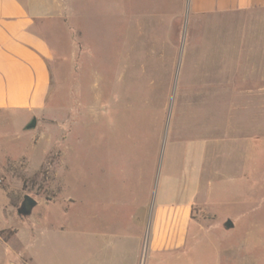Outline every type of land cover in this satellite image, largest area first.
Here are the masks:
<instances>
[{
	"label": "rangeland",
	"instance_id": "374dc122",
	"mask_svg": "<svg viewBox=\"0 0 264 264\" xmlns=\"http://www.w3.org/2000/svg\"><path fill=\"white\" fill-rule=\"evenodd\" d=\"M175 6L67 0L45 112L28 131L0 114V264H78V237L125 230L157 165L155 188L202 170L179 264H264V7Z\"/></svg>",
	"mask_w": 264,
	"mask_h": 264
},
{
	"label": "crops",
	"instance_id": "0c3cea01",
	"mask_svg": "<svg viewBox=\"0 0 264 264\" xmlns=\"http://www.w3.org/2000/svg\"><path fill=\"white\" fill-rule=\"evenodd\" d=\"M172 2L176 5L173 11L183 10L188 15L264 7V0ZM66 4L67 0H0V114L14 112L31 119L45 112L52 85L50 65L57 56L49 40H58L57 27L63 23ZM163 10L155 14L161 23ZM189 149L191 156L199 161L205 145L189 144ZM157 168L158 165L148 177L143 192L131 193L126 203L128 216L115 221L125 230L112 235L82 233L78 237L83 242L76 251L78 264H179L189 253L185 247L196 203L192 195L199 190L202 170L186 174L183 179L166 175L155 188L152 178ZM188 194H192L191 198ZM41 226L42 223H34L32 231L36 233ZM194 238L197 240L196 235ZM38 239L44 244L47 238L31 234L30 242L35 244ZM0 242L4 244L2 239ZM16 254L19 256L18 251ZM28 256L35 264L31 255Z\"/></svg>",
	"mask_w": 264,
	"mask_h": 264
},
{
	"label": "water",
	"instance_id": "95a60500",
	"mask_svg": "<svg viewBox=\"0 0 264 264\" xmlns=\"http://www.w3.org/2000/svg\"><path fill=\"white\" fill-rule=\"evenodd\" d=\"M36 126V118L32 117L31 120L26 124L25 130H32ZM36 205L35 200L28 196H24V200L21 204L20 212L22 215H28L31 212V209ZM225 228L230 229L233 227V223L230 220H227L224 224Z\"/></svg>",
	"mask_w": 264,
	"mask_h": 264
},
{
	"label": "trees",
	"instance_id": "16d2710c",
	"mask_svg": "<svg viewBox=\"0 0 264 264\" xmlns=\"http://www.w3.org/2000/svg\"><path fill=\"white\" fill-rule=\"evenodd\" d=\"M194 210H195V209L193 208L192 211H194ZM1 234H2V231H0V235H1ZM10 234H14V232H13V233H10ZM3 239L6 240L7 237H3Z\"/></svg>",
	"mask_w": 264,
	"mask_h": 264
},
{
	"label": "flooded vegetation",
	"instance_id": "af4514ba",
	"mask_svg": "<svg viewBox=\"0 0 264 264\" xmlns=\"http://www.w3.org/2000/svg\"><path fill=\"white\" fill-rule=\"evenodd\" d=\"M23 202V201H22ZM22 204V203H21Z\"/></svg>",
	"mask_w": 264,
	"mask_h": 264
}]
</instances>
